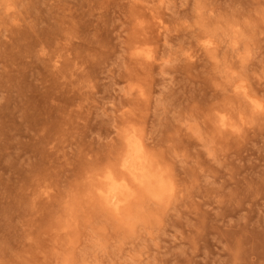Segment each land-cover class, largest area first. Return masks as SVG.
Masks as SVG:
<instances>
[{
  "label": "rangeland",
  "instance_id": "rangeland-1",
  "mask_svg": "<svg viewBox=\"0 0 264 264\" xmlns=\"http://www.w3.org/2000/svg\"><path fill=\"white\" fill-rule=\"evenodd\" d=\"M0 264H264V0H0Z\"/></svg>",
  "mask_w": 264,
  "mask_h": 264
},
{
  "label": "bare ground",
  "instance_id": "bare-ground-1",
  "mask_svg": "<svg viewBox=\"0 0 264 264\" xmlns=\"http://www.w3.org/2000/svg\"><path fill=\"white\" fill-rule=\"evenodd\" d=\"M245 97L249 95L246 94ZM121 138L124 142L125 154L120 165L122 171L127 173L118 176L113 171H108L101 188L104 202L112 205L114 209H119L122 202L133 195L132 187H130L133 183L156 196H159L168 186L163 173L151 170L144 146L136 132L125 128Z\"/></svg>",
  "mask_w": 264,
  "mask_h": 264
}]
</instances>
